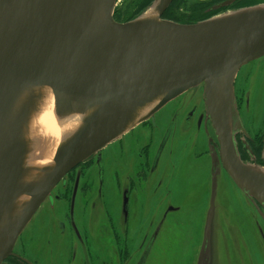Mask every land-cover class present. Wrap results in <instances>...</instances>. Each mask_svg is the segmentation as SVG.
Returning <instances> with one entry per match:
<instances>
[{
  "label": "water",
  "instance_id": "95a60500",
  "mask_svg": "<svg viewBox=\"0 0 264 264\" xmlns=\"http://www.w3.org/2000/svg\"><path fill=\"white\" fill-rule=\"evenodd\" d=\"M171 1L154 0L138 17L118 23L116 0H0V264L67 172L197 86L220 145L219 158L210 148V208L198 264L211 258L219 160L257 211L256 203L264 209V167L242 162L232 137L242 130L236 74L264 57V3L183 25L161 18ZM41 89L58 105L73 93L74 113H89L30 186L25 129ZM163 147L164 139L157 158ZM155 235L137 264H146Z\"/></svg>",
  "mask_w": 264,
  "mask_h": 264
},
{
  "label": "flooded vegetation",
  "instance_id": "af4514ba",
  "mask_svg": "<svg viewBox=\"0 0 264 264\" xmlns=\"http://www.w3.org/2000/svg\"><path fill=\"white\" fill-rule=\"evenodd\" d=\"M120 1L117 5V10L122 6L128 7L126 15L113 16V19L118 23H126L137 16L134 15L131 17L137 10V2L142 4L147 0ZM151 1L153 2L154 0ZM178 1L176 0L174 5L171 4L174 1L170 3L162 13V19L176 23L183 21L191 23L194 22L192 18L196 16L205 17L207 10L204 0H198L201 3L198 2L194 6L188 5L186 7L182 6V4L179 5L177 3ZM181 2L186 3L187 0H182ZM224 2H227L228 5L217 8L215 11L216 15L227 12L229 11L228 9L233 10L264 3V0H220L218 3ZM170 9L172 13L175 14L176 12L180 18L174 16L168 17L167 13ZM237 74L234 83V97L236 112L242 130L237 129L233 131V142L242 162L249 163L252 154L254 156L253 164L255 163L264 167L262 154L264 147V114H258L252 108L253 104H255L256 87L264 84V57L250 64L248 63L246 67H241ZM244 80L246 81L245 87ZM183 108L185 115H183L182 111L176 110L172 112L167 121L164 120V123H158L156 119L153 122L144 124L142 126L143 139L142 136L137 135L136 146L130 145L128 148H123L125 144H129V142H126L127 139L121 144L119 143L112 147L106 146L67 172L52 190L50 197L43 201L46 203L44 205H47L50 210L59 207L56 202L58 204L62 202H64L63 204L66 203V209H63L60 213L57 211L56 215L62 216L60 219H53L52 222L47 224L44 219H41L42 224L40 229L44 235H47V238L40 237V240L43 242L42 248L40 247L41 250L37 251L32 248V252H30L27 239L22 240L20 245L18 244L20 239H17L18 242L16 241L17 243L14 245L12 254L6 257L2 264H57L51 257H58V254L62 251H65L64 255L57 258L61 264H137L151 237L159 230L158 234L155 235L156 238L149 254V256L151 253L154 254L156 258L154 249L158 239L162 238L160 234L164 224L163 221L170 215H186L190 210L183 205L185 194H189V175L188 172L180 174L184 163H187L188 159L191 160L188 153L199 151V154L205 157L202 162L205 163V166L207 164L209 165L208 177L210 176L212 162L210 148L216 151L219 158L220 145L216 140L209 119L205 116L206 112L201 110L202 108H199L198 103L195 102ZM179 117L181 119H178ZM181 124L186 128L185 131H179ZM175 135H178L179 139L177 138L176 142L171 146L172 148H169L171 155L166 159V163L160 171H158L157 168L167 142H173L172 137ZM158 137L159 140L153 149V154H151V161L148 163L149 160H146L147 156L142 159L143 154L137 152V146H139L141 141H144V147L147 148L149 147V141L146 143L145 140L148 138L155 140ZM163 139L164 147L159 158H157L156 154ZM199 139L202 140L203 147L201 144H196ZM246 146L249 147L251 154ZM110 158H112V161H110ZM106 164H109L112 169L114 168L112 183L114 184V193L117 194V196L115 195L117 202L114 206L106 201L109 198L106 190L108 184ZM219 165V174L224 178L226 188L217 187L213 202L214 213L219 207L218 203L224 202L228 197H231L230 190L236 192L241 199H239V202L235 199L234 206L238 208V211L236 210L233 213L232 220L228 218L218 219L215 213L214 220H212L213 228L210 239L211 258L209 264H225L228 262V259V264H232V256L223 255L222 257V253L217 252L218 246L224 245L227 253L225 245L228 242L227 232L231 234L236 246L235 252L240 258H242V253H244L248 261L247 264H264V209L260 206L259 210L262 213L260 214L249 200L250 198L246 197L233 186L231 180L222 168L220 160ZM93 173L96 175V179H94L97 183L96 195L100 198V202L93 201L92 192L94 189H92L93 183L91 181ZM144 173L154 175V178L151 180L152 189L150 191V195H152L151 218L148 221L137 219V187L142 186L141 184L146 182L142 178ZM193 174L196 177H201L202 175L201 172L196 174L195 170H193ZM82 176L84 177V183L81 185L80 181ZM179 187L181 190L175 191ZM80 192L84 193V195L82 196L81 202L77 204ZM174 192L182 193L174 198ZM103 193L106 199L105 203L101 204L104 197H102ZM205 206L207 207L205 210H202L204 211V215L202 216L199 229L200 233L197 238V241L199 239V243L198 246L195 245L196 255L193 264H198L200 250L203 244L206 217L210 208V192H208L207 203H204L201 209H204ZM220 206L221 209L219 212L229 210V203L227 201L220 203ZM248 208H253L254 211L250 215L251 218L244 221V225L253 226L254 229L252 230H256L258 235L255 233L246 235L237 244L235 241L236 237L231 231L230 225L234 220L239 219ZM160 214L161 216L159 218ZM184 217L177 220L174 226L179 224L186 226V220L188 219ZM32 221L29 223V230L37 235L39 232L37 231V227L33 226L30 228ZM221 226L226 228V233L221 232ZM27 229L28 226L23 233ZM98 231L100 232L99 234ZM102 237L105 239L102 240ZM243 246L245 247L244 252H242ZM138 248L140 249L139 251ZM97 249L101 251L107 250L108 260L103 258L102 253Z\"/></svg>",
  "mask_w": 264,
  "mask_h": 264
},
{
  "label": "rangeland",
  "instance_id": "374dc122",
  "mask_svg": "<svg viewBox=\"0 0 264 264\" xmlns=\"http://www.w3.org/2000/svg\"><path fill=\"white\" fill-rule=\"evenodd\" d=\"M172 1H174V3ZM172 1H171L172 2L171 4L174 5L176 3V0H172ZM181 1L182 0H179L177 3L179 5L182 4V6H185V7L188 5L194 6L198 2L201 3V1H198V0H187L186 3L181 2ZM219 1L220 0H204L205 7L207 10L205 13V17H197L196 16L195 18H192V20L194 22L188 23V21H183V22L178 23V24H183V25L194 24V23L212 18L213 16L216 15L215 11L218 8L217 6L221 4V3L220 4L218 3ZM119 2H121V1L118 0L117 5L119 4ZM152 3L153 2L151 1L150 3H148L146 5L144 4L145 5L144 8H142L143 5L138 6V8L136 10V11H138L137 12L138 14H136L137 15L136 17H138L140 14H142L144 11H146ZM260 4H263V3H260ZM117 7L118 6H116L114 9V16L126 15L128 7L122 6L118 9L119 11L117 10ZM247 7H250V6H247ZM241 8H243V7H241ZM241 8H238V9H241ZM139 9H141V11ZM238 9L236 8L233 10H231V9H228V10L234 11V10H238ZM168 13L170 14L171 11L168 10ZM223 13H225V12H223ZM127 22H129V21H127ZM260 59L261 58H258L257 60H260ZM257 60H254V61H257ZM254 61H252V62H254ZM250 63L251 62H249V64ZM247 65H248V63H247ZM247 65L242 66V68L246 67ZM237 75L238 74H236V76ZM235 79H236V77H235ZM243 82H244V87H245L246 81L244 80ZM234 83H235V80H234ZM233 86H234V84H233ZM202 95H203L202 86H197V87H194V88L188 90L184 94H181L176 99H174L171 102H169L168 104H166L162 109L157 111L152 117H150L146 121L142 122L141 124H139L135 128L129 130V132L125 133L124 135H122L121 137L116 139L115 141L109 143L107 146L112 147V146L118 145L119 143L121 144L126 139H127L126 142L127 143L129 142V144H127V145L125 144L123 146V148L124 147L128 148L130 145L136 146L137 145V135L140 137L142 136V139H143L142 126L144 124H148L151 121L153 122L156 119H157L158 123H160V122L164 123V120L167 121L169 119V117L171 116L172 112L176 111V110L182 111L183 115H185V110L183 107L190 106L194 102L198 103V107L199 108L201 107L202 108L201 110L205 111ZM252 108L254 109V111L256 113L264 114V84H261V85L256 87L255 104H253ZM178 119H181V118L179 117ZM193 122H194V119H193ZM144 129H147V128H144ZM179 129H180L179 131L181 132L182 130L185 131L186 128L183 127L181 124L179 126ZM132 136H134V137L132 138ZM127 137L131 140H129ZM172 138H173V142H171V143L167 142L165 151L163 153V156H162L161 161L159 163V166L157 168L158 171H160V169L166 163V159H168L169 156L171 155L169 148L176 142L178 135H175ZM158 140H159V137L155 140L148 138L145 141H146V143H148V141H149V147H147V148L144 147V141H141L139 143V146H137V152H141L143 154L142 159L145 158V156H147L146 160L147 161L149 160L148 163H150V161H151V154H153V149L156 146ZM196 144H198V145L201 144L203 147V142L201 139H199V141ZM115 152L117 153V151H115ZM123 152H126V151H123ZM188 155H190L191 160L188 159V162L184 163V167L182 166V171L180 174H183L184 172H188V175H189V184H188L189 194H185L184 200H183V205H184V207H186L190 210L186 213V215H184V214H180V215H176V216L170 215L165 219V221H163L164 224H163L161 234H160V236L162 235V238L158 239V242H157L156 247L154 249V252H156V258L154 256V254L151 253V255L148 257V259L146 261L147 262L146 264H156V263H160V264H193V260H194L195 255H196V246H198V243H199V239L197 241V238H198L199 233H200L199 232L200 223L202 221V216L204 215L203 214L204 211H202V210H205V208L207 206H205L204 209H201V208L203 207L204 203L205 204L207 203L208 192H210V176L208 177V170H209L208 166L209 165L207 164L205 166V163L202 162V160L205 157L202 156L201 154H199V151H195L192 153L189 152ZM238 155H239V153H238ZM253 157L254 156L251 155V158H253ZM110 161H112V158H110ZM249 163L253 164L252 160ZM193 170H195L196 174H198V172H201L202 173L201 177L194 176ZM113 171H114V168L112 169V167L109 164H106V178H108V184L106 186V190H107V193L109 195V198H107L106 201L109 202L110 205H112V206H114L115 203L117 202V199L115 198L117 196V194L114 193V184L112 183ZM142 178H144L146 180V182L142 183L141 184L142 186L137 187V191H138V193H137V219L148 221L149 218H151V206H152L151 197H152V195H150V191L152 189L151 180L154 178V175L149 174V173H144L142 175ZM94 179H96L95 173H93V178H91V181L93 183L92 189H94L92 192L93 195L92 194L91 195L94 198L93 201L100 202V198H98L96 195L97 194L96 193L97 183ZM223 179L224 178L221 175L218 176L217 187L226 188ZM83 181H84V177L82 176V179L80 181L81 185L84 183ZM231 182H232V180H231ZM232 184L239 192H241L240 189L233 182H232ZM177 190L180 191L181 188L180 187L176 188L175 191H177ZM181 193L182 192H174L173 197L176 198ZM83 195H84V193L80 192L79 200H78L77 204H79V202H81ZM103 196H104V193H103L102 197ZM230 196L231 197H228L225 200L229 203V210L228 211L223 210L222 212H219V210L221 209L220 203H224L225 201L218 203L219 207L215 211L216 218L221 219V220L228 218V219L232 220L233 213L236 210L238 211V208H235V206H234V202H235V199H237L239 202V199H241V198L233 190H230ZM105 199H106V196L103 197L101 204L105 203ZM63 203L64 202L58 204V202H56V204L59 205V207H55L54 209L50 210L47 205H44L46 203L43 202V205L39 207L37 212L32 217L31 220H33V221L31 222L32 226L30 227V228H32L33 226H36L37 231H39L40 234H39V232L37 235L34 234L33 232H30V230H29V223L30 222H29L27 225L28 226L27 231H25L24 233L22 232L23 234L21 233V235L19 236L18 240L19 239L20 240H19V242L17 240L18 244L20 245V243H22V240H24L26 238L27 239V245L30 246V248H29L30 252H32V248L36 249L37 251L41 250L40 247L42 246L43 242L40 240V237L41 238H43V237L47 238V235L46 234L44 235L40 229L41 224H42L41 219H44L46 224L52 222L53 219H56V218L60 219V217H62V216L56 215V213H57V211H59V213H60V211H62L63 209H66V205H65L66 203L65 204H63ZM257 205H258L257 206L258 209H260V205L258 203H257ZM162 211H161V213H162ZM253 211H254L253 208H248L239 219L234 220L230 225V229L233 232L234 236L236 237L235 241L237 242V244L240 240H243L246 235H249L252 233H255L258 235V232L256 230H252V229H254L253 226L244 225V221L246 219L251 218L250 215L252 214ZM160 216H161V214L159 215V218H160ZM182 217H184L185 219H188V220H186V223H187L186 226H184L182 224L174 226V223L177 222V220H179ZM240 225H242V226H240ZM187 228H188V231H187ZM220 230H221V232L226 233V228H224V226H221ZM99 231H98V234L100 233ZM227 233H228V242L225 243L226 248H227V253L225 251L224 245H219L217 252L222 253L221 254L222 257H223V255L232 256V264H247L248 261L244 255V253H242V258H240L239 255L235 252L236 246L232 240V236H231V234H229V232H227ZM59 239L64 240L62 238H59ZM101 239L104 240L105 238L102 237ZM164 241H166V243H164ZM97 250L102 253L103 258L108 260L107 250H104V251H101L100 249H97ZM139 250L140 249L138 248V251ZM244 251H245V247L243 246L242 252H244ZM64 253H65V251H62L61 253L58 254V257L63 256ZM58 257L52 256L51 259H53L55 263L61 264L57 259ZM187 259H188V261H186ZM2 262H1V264H2ZM228 262H229V259H228ZM228 262L225 264H228Z\"/></svg>",
  "mask_w": 264,
  "mask_h": 264
},
{
  "label": "bare ground",
  "instance_id": "6f19581e",
  "mask_svg": "<svg viewBox=\"0 0 264 264\" xmlns=\"http://www.w3.org/2000/svg\"><path fill=\"white\" fill-rule=\"evenodd\" d=\"M149 12L150 10L142 16ZM75 103L76 99L72 93L61 105L55 104L54 96L49 90L41 89L36 107L25 129V135L32 144L25 160V167L31 170L26 175L27 180L31 179L30 186H36L41 181L55 149L63 145L80 128L88 115L89 112L75 114ZM154 104L155 102H152L144 107L138 117H144ZM19 201L25 203L26 200Z\"/></svg>",
  "mask_w": 264,
  "mask_h": 264
},
{
  "label": "trees",
  "instance_id": "16d2710c",
  "mask_svg": "<svg viewBox=\"0 0 264 264\" xmlns=\"http://www.w3.org/2000/svg\"><path fill=\"white\" fill-rule=\"evenodd\" d=\"M150 2H151V0H149V1L147 0V1H145L144 3H142V4H140V2H137V8H138V6H140V5H141V6L143 5L142 8H144L145 5L148 4V3H150ZM144 4H145V5H144ZM142 8H141V9H142ZM141 9H139V10L141 11ZM169 11H171V13H170V14L167 13L168 17H172V16H174V17H176V18H180L176 12H175V14H174V13H172V10H171V9H170ZM137 12H138V11L134 12L133 15H132L131 17H133L134 15L138 14Z\"/></svg>",
  "mask_w": 264,
  "mask_h": 264
}]
</instances>
